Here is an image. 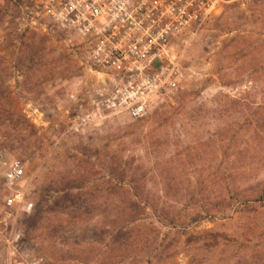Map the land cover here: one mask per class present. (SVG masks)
<instances>
[{
	"label": "rangeland",
	"instance_id": "374dc122",
	"mask_svg": "<svg viewBox=\"0 0 264 264\" xmlns=\"http://www.w3.org/2000/svg\"><path fill=\"white\" fill-rule=\"evenodd\" d=\"M173 47V93L94 115L79 40L0 0V264H264V0H226Z\"/></svg>",
	"mask_w": 264,
	"mask_h": 264
},
{
	"label": "built area",
	"instance_id": "2783aa9c",
	"mask_svg": "<svg viewBox=\"0 0 264 264\" xmlns=\"http://www.w3.org/2000/svg\"><path fill=\"white\" fill-rule=\"evenodd\" d=\"M33 18L73 35L99 83L94 115L144 117L152 99L173 93L179 82L175 41L218 13L226 0H24ZM24 177L19 162L4 173L9 207H20ZM34 260L29 264H36Z\"/></svg>",
	"mask_w": 264,
	"mask_h": 264
},
{
	"label": "trees",
	"instance_id": "16d2710c",
	"mask_svg": "<svg viewBox=\"0 0 264 264\" xmlns=\"http://www.w3.org/2000/svg\"><path fill=\"white\" fill-rule=\"evenodd\" d=\"M3 121H9V122H11L12 121V119L11 118H4V120ZM115 167H111L110 168V173L111 174H115L116 172H115ZM117 170V169H116ZM123 172H124V170H122ZM123 172H121V174H123ZM122 178H119V179H117L116 181H114V180H111L112 178H110V185H111V189H117V188H121L122 186H123V176H121ZM130 181H132V180H130ZM145 202H146V204L144 203V205H142L141 206V209L142 210H144V211H146V208L147 207H149L148 205V199H145L144 200ZM223 205L224 204V202H223V200H220L219 201V203H216L215 205ZM219 206V207H224V206ZM141 210V211H142ZM135 212H138V211H134V212H132V214L130 215V219L127 221V223H126V225H124V226H120V230H123L126 226H129L130 224H131V222H134L135 221V219H136V216H135ZM201 215V213L200 212H196L193 216H192V219L193 220H196V218L197 217H199ZM201 218H202V216H200ZM167 219H169V221H170V223H173V224H176L175 222H174V220H175V218H173V217H171V218H167Z\"/></svg>",
	"mask_w": 264,
	"mask_h": 264
}]
</instances>
